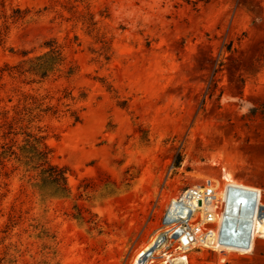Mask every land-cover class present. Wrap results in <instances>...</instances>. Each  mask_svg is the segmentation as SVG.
Here are the masks:
<instances>
[{"label":"rangeland","instance_id":"374dc122","mask_svg":"<svg viewBox=\"0 0 264 264\" xmlns=\"http://www.w3.org/2000/svg\"><path fill=\"white\" fill-rule=\"evenodd\" d=\"M0 34V264H132L154 242L149 264H264V237L180 249L167 224L223 172L264 203V0H0ZM49 40L64 60L21 71ZM25 126L65 190L29 181Z\"/></svg>","mask_w":264,"mask_h":264},{"label":"built area","instance_id":"2783aa9c","mask_svg":"<svg viewBox=\"0 0 264 264\" xmlns=\"http://www.w3.org/2000/svg\"><path fill=\"white\" fill-rule=\"evenodd\" d=\"M188 192V195L191 198L196 199V202L200 206H196L198 211L201 210V204H208L216 206L217 200L215 199V190H208L205 188H192L187 189L185 192ZM181 198V197H180ZM264 203L261 200V194L255 188H246L239 187L228 196L227 201L225 202V217L224 220L219 226H200L199 222L190 224L189 219L193 217V211L191 217L181 218L169 214L171 220L167 224H176L172 234L174 238L179 240V248L186 249L195 243L204 244V245H222L226 246L232 244L244 236V230H247V227L252 223V219L260 217L264 212ZM213 212V211H212ZM212 212L205 213L203 215V223L210 224L215 223L214 215H211ZM168 216V217H169ZM176 217V219H175ZM215 231V232H214ZM215 234V240L211 239ZM170 235V238L172 236ZM211 236V238L209 237ZM204 239V241L202 240ZM154 251L145 252L142 254L139 259L140 262L143 259L147 260L154 255ZM142 264V263H141Z\"/></svg>","mask_w":264,"mask_h":264},{"label":"trees","instance_id":"16d2710c","mask_svg":"<svg viewBox=\"0 0 264 264\" xmlns=\"http://www.w3.org/2000/svg\"><path fill=\"white\" fill-rule=\"evenodd\" d=\"M44 46L48 47L49 50L44 55L29 59L28 62L30 64L21 71L33 73L40 77H45L47 72L54 66L55 63H61L64 60V58L61 56L60 49L55 46V41H46ZM33 104H35V106ZM33 104V106H28L26 109H24L26 110V115H31L32 110L41 105V103H35V101H33ZM24 120L25 119L23 116H19L20 123H22ZM75 120L78 121V118ZM19 128L23 129L21 126H19ZM27 130H29V128L25 126V130L22 133L25 137L24 143L26 148L24 151L26 153L24 156V164L29 167L26 170L29 171V181L38 187L47 184H55L61 189L65 190L67 179L66 172L68 170L67 166H58L51 163L49 155L50 151L44 142L45 137Z\"/></svg>","mask_w":264,"mask_h":264},{"label":"bare ground","instance_id":"6f19581e","mask_svg":"<svg viewBox=\"0 0 264 264\" xmlns=\"http://www.w3.org/2000/svg\"><path fill=\"white\" fill-rule=\"evenodd\" d=\"M221 174H222V178L221 177L220 178L223 179L224 182H223L222 187H220V186L217 187L218 189L219 188H221V189L218 193L219 197H218L217 192H215V199L217 201L219 200L218 202H221L222 209L219 212H216L215 207L213 205L209 206L208 204H201V210L198 211V213L199 212L201 213V215L199 217V221H200L199 225L202 227H204V223L202 221L203 215L205 213L212 212V211L213 212L211 215H214V217H215L214 220H215L216 226H219L222 223V221L224 220L223 218L225 217V215H224L225 214V202L227 201L228 196H230L232 193H234L235 190H237V188H239V187L255 188L257 191L260 192V194L262 196L263 191L261 189H259L257 187L250 186V185H245L241 182L236 181L229 172H223ZM194 188H198V187L196 186ZM190 189H192V187ZM188 192H190V191L184 192L182 194L181 198L178 197V198L171 199V201H170L171 206L168 210L169 214H172L173 216H176L177 218L178 217H181V218L187 217L189 219L191 217L193 211H197L196 206H200V204L198 202H196V199L191 198L188 195ZM176 217H175V219H176ZM225 219H227V218L225 217ZM189 220H188V222H189ZM199 221H197V222H199ZM244 236L245 237H243L242 239H240V240H238L232 244L226 245L227 247H225V248H227L230 251L233 250L236 252L237 251H239V252H251L254 249V241H255L256 237L257 236L258 237H264V213L260 217L252 219V223L250 224V226L247 227V230H244ZM209 237L211 238V236H209ZM215 238L216 237L214 234L211 239L215 240ZM202 240L204 241V239H202ZM205 242H206V240L204 241V244H205ZM154 244H155V242H154ZM154 244H150L147 247H145L144 248L145 250L141 254H136L135 257L133 258L132 264H141V263L142 264H149L150 263L149 259H147V260L143 259V261L140 262L139 257L142 254H145V252L150 251L151 249L154 252H155V250L156 251L161 250V248L159 247L160 245L157 246V244H156V246H153ZM213 246L220 247L222 245H213ZM157 247H159V248H157ZM161 247H162V245H161ZM173 260L179 261L181 264H186V257L185 256H180L178 258H174Z\"/></svg>","mask_w":264,"mask_h":264}]
</instances>
